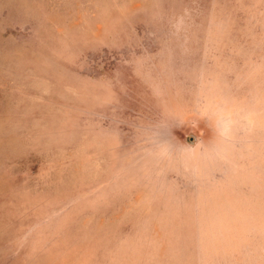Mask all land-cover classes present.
I'll return each instance as SVG.
<instances>
[{"label":"rangeland","instance_id":"obj_1","mask_svg":"<svg viewBox=\"0 0 264 264\" xmlns=\"http://www.w3.org/2000/svg\"><path fill=\"white\" fill-rule=\"evenodd\" d=\"M0 264H264V0H0Z\"/></svg>","mask_w":264,"mask_h":264}]
</instances>
